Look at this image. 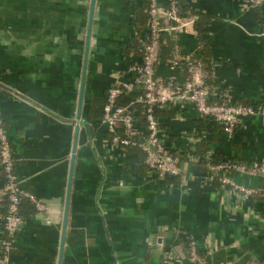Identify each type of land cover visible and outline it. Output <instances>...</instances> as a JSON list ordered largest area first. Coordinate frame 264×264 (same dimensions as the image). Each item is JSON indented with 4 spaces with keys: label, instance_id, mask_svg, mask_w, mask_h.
Returning a JSON list of instances; mask_svg holds the SVG:
<instances>
[{
    "label": "crops",
    "instance_id": "1",
    "mask_svg": "<svg viewBox=\"0 0 264 264\" xmlns=\"http://www.w3.org/2000/svg\"><path fill=\"white\" fill-rule=\"evenodd\" d=\"M178 1L191 22L177 34H163L156 77L185 79L184 65L168 67L177 45L181 56L210 69L216 93L264 111V6ZM157 4L167 8L166 0ZM146 5L0 0V114L20 188L49 207L43 215L21 204L24 223L9 264H161L162 246L185 253L191 237L207 264L264 259V179L223 172L254 191L245 200L205 181L211 174L206 160L193 161L209 154L214 162L264 160L261 116L244 119L227 137L188 105L159 110L169 146L181 156V175L162 180L149 177L140 151L111 147L99 123L107 89L141 58ZM199 16L208 20L203 42L194 30ZM137 123L144 127L139 113ZM3 183L0 171V219Z\"/></svg>",
    "mask_w": 264,
    "mask_h": 264
},
{
    "label": "built area",
    "instance_id": "2",
    "mask_svg": "<svg viewBox=\"0 0 264 264\" xmlns=\"http://www.w3.org/2000/svg\"><path fill=\"white\" fill-rule=\"evenodd\" d=\"M252 9L264 6V0H245ZM167 8L157 4V0H147L146 5V41L143 45L139 61L131 62L119 77L107 89L99 120L101 126L110 135V146L127 151L136 149L143 155V163L149 177L162 180L167 177L181 175L179 163L181 156L174 151L168 143V135L155 111L173 106L192 107L199 119L209 120L219 126L222 131L231 137L234 130L241 122L249 117L261 116L264 111L254 109L250 105L233 103L230 98L222 97L210 85L213 80L211 71L205 63L189 56H181L177 45L168 62L170 70L180 64L185 67L186 77L178 81L175 77L160 78L155 75V67L159 61L160 48L163 34H177L191 20L181 12L178 0H166ZM164 19L172 25H164ZM264 36V19H263ZM133 92L137 96L128 104H121V99ZM142 111L144 127L137 123L138 110ZM118 129L122 132L119 135ZM206 160L210 171L204 180L208 183L219 182L222 187H227L239 193L247 200L254 191L237 184L223 172L231 171L247 177H261L264 179V160H254L249 163L228 161L214 162L211 154L206 157H194L193 161ZM16 159L13 157L6 127L0 114V171L3 176L1 196L6 202L5 213L1 217L0 230V264H9L10 253L13 250L14 239L21 231L24 219L20 214L21 204L27 200L31 203L36 213L49 214V207L34 195L23 191L15 174ZM46 223L50 221L47 219ZM207 255H200L196 242L191 237L185 253H177L173 249L161 247V264H207ZM264 264V259L261 261Z\"/></svg>",
    "mask_w": 264,
    "mask_h": 264
},
{
    "label": "trees",
    "instance_id": "3",
    "mask_svg": "<svg viewBox=\"0 0 264 264\" xmlns=\"http://www.w3.org/2000/svg\"><path fill=\"white\" fill-rule=\"evenodd\" d=\"M207 23H208V20H206L204 16H199V19L197 21H195V23H194V28H195L194 30L197 32V36L201 42H203L205 40V32L207 30V28H206ZM142 50H143V47H142ZM208 70H210V69H208ZM138 111H139L140 116L142 117V111L140 109ZM158 111L159 110L155 111V115H157ZM25 201L31 205V203L29 201H27V200H25ZM31 207H32V205H31ZM32 209H33V211H35V209L33 207H32ZM20 214H21V212H20Z\"/></svg>",
    "mask_w": 264,
    "mask_h": 264
},
{
    "label": "water",
    "instance_id": "4",
    "mask_svg": "<svg viewBox=\"0 0 264 264\" xmlns=\"http://www.w3.org/2000/svg\"><path fill=\"white\" fill-rule=\"evenodd\" d=\"M93 3H94V0H92V4H93ZM80 125H83V123H80L78 126H80ZM78 126H77V127H78Z\"/></svg>",
    "mask_w": 264,
    "mask_h": 264
}]
</instances>
